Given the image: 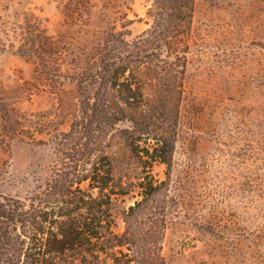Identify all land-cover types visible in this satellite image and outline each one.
<instances>
[{
    "label": "rangeland",
    "instance_id": "1",
    "mask_svg": "<svg viewBox=\"0 0 264 264\" xmlns=\"http://www.w3.org/2000/svg\"><path fill=\"white\" fill-rule=\"evenodd\" d=\"M62 2L0 0L3 197L29 200L57 179L55 137L77 116L89 60L110 31L149 28L150 0H92L84 23L67 22ZM34 32L61 46L59 80H37L35 61L19 53ZM173 43L189 49L185 74L166 77L182 96L165 94L145 118L151 129H137L175 144L171 165L152 173L166 202V264H264V0H195L190 30ZM129 126L107 129L103 143L117 174L135 177L124 140L111 141Z\"/></svg>",
    "mask_w": 264,
    "mask_h": 264
},
{
    "label": "trees",
    "instance_id": "2",
    "mask_svg": "<svg viewBox=\"0 0 264 264\" xmlns=\"http://www.w3.org/2000/svg\"><path fill=\"white\" fill-rule=\"evenodd\" d=\"M91 1L63 0L65 20L84 23ZM150 1L149 28L134 38L110 31L79 77L77 116L55 137L57 179L29 200L0 196V264H166V202L152 173L171 165L175 144L137 129H151L145 118L165 94L182 96V85L166 77L185 74L189 49L173 41L190 30L195 0ZM28 40L19 53L35 61L37 80H59L61 46L35 32ZM125 121L111 141L124 140L135 177L117 174L113 147L103 143L107 129Z\"/></svg>",
    "mask_w": 264,
    "mask_h": 264
}]
</instances>
